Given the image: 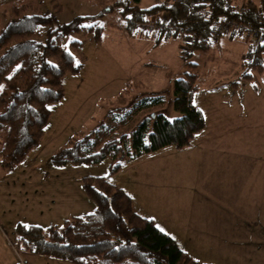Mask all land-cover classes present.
<instances>
[{
	"label": "trees",
	"instance_id": "16d2710c",
	"mask_svg": "<svg viewBox=\"0 0 264 264\" xmlns=\"http://www.w3.org/2000/svg\"><path fill=\"white\" fill-rule=\"evenodd\" d=\"M58 6L54 4L52 11L39 12L29 3H17L0 12V20L6 18L0 28L2 171L22 164L40 143L50 116L49 107L63 96V76L78 73L86 61L79 50L83 35L89 34L91 42H101L102 27L89 23L100 14L76 16L59 23ZM114 6L124 20L118 27L130 37L153 32L142 33L139 29V25L152 19L165 25L158 32H167L165 38L179 37L184 44L193 40L187 52L181 50L184 58L193 50L204 52L211 48V36L219 21L238 23L241 28L231 29L223 36L248 39L239 78L249 82L264 69V0H116ZM72 34L79 38L70 39L66 45L58 44L57 40ZM185 66L183 76L172 83L176 117L168 119L153 113L131 132L117 135L139 112L162 102L160 96H143L128 109L117 106L107 111L104 124L87 134L70 136L50 156L49 164L53 166L96 164L104 159L110 163L106 177L81 179L94 210L71 217L60 226L17 225V240L24 249L73 264H210L181 251L151 219L136 214L130 196L108 180L124 164L143 154L166 146H189L203 129V115L192 102L200 87L198 66L193 61H186Z\"/></svg>",
	"mask_w": 264,
	"mask_h": 264
},
{
	"label": "rangeland",
	"instance_id": "374dc122",
	"mask_svg": "<svg viewBox=\"0 0 264 264\" xmlns=\"http://www.w3.org/2000/svg\"><path fill=\"white\" fill-rule=\"evenodd\" d=\"M115 2L116 0H0V12L17 3H29L36 7L39 12L52 11L54 4H57L59 10L56 15L59 23L68 22L76 16L100 14L99 17L89 23L103 29L102 42L98 44L88 40L89 34L83 35V45L79 50L87 60L84 70L76 75L66 74L62 78L65 98L49 107L51 117L48 122V129L51 134L48 135L46 132L38 144L39 146L33 148L24 162L19 165V169L26 170L31 167V163H34L35 170L26 171L21 175L12 174L8 178L9 172L0 169V226L4 231V235L0 236V258H3L5 263L13 264L12 257L14 254L12 252L14 250L19 253L21 258L19 259L23 261V245L20 244L18 247L17 235L9 227L11 223L18 220L24 221L25 213L27 214L28 210L32 209V204L27 206L26 202L30 200V195L25 196L23 192L19 193L15 190L16 187L25 186L27 189L33 185L32 187H35V190L39 192L42 191L40 187L42 184H47L53 188H68L62 194L52 192L51 196L48 195V189L45 188L40 194V199L34 204L41 206L38 212L43 215L45 214V207L43 208V206L49 208L47 217L49 221L53 222L49 223L52 225L60 226L71 216L88 214L94 210L84 212V201L87 199L81 188V178L86 176L104 177L110 160L104 159L96 164L79 166L68 164L57 167L49 164V158L67 143L70 136L87 134L104 124L106 120L102 116V105L107 103L111 108L119 106L128 109L143 96H160L162 98L160 104H155L135 115L128 124L117 131V135L121 132H131L142 119L153 113H161L168 119L176 117L177 113L174 111L172 103V83L174 79L182 77L187 70L186 61H193L198 66L197 72L201 81L198 91L200 95L197 94L198 101L196 103L200 108L208 109L207 99L211 104H218L219 99L224 97V92L219 91L221 88L228 91V94L225 95L229 99H233L229 96L232 95V89H242L246 83V86L252 87L248 89L258 90L256 95L261 94L264 90V69L261 73L256 74V79L249 82L242 81L239 76L230 78L234 72H237L240 62V70H244V52L246 43H248V39L245 37L231 40L227 39L226 36H221L212 40L209 50L204 52L193 50L188 57L184 58L181 52L183 42L172 36L165 38L167 32L162 35L153 31L149 35L136 34L132 38L123 32H116L113 26H121L124 20L114 6ZM142 2L145 3V0ZM108 8L110 9L108 10ZM5 21L6 18L2 17L0 28ZM74 38H79V35L72 34L57 40V42L60 45H66L70 39ZM148 63L153 66H143ZM72 82L80 83L79 88L81 90L93 92L94 94L91 96L97 98L98 105L89 101V105H85L83 108L84 111L79 112L81 109L79 106L75 107L78 112L74 113L70 105ZM116 92L119 93L116 94ZM98 99L100 100L98 101ZM73 113L74 115H72ZM240 119L242 121L238 134L239 143L237 145L231 143L229 146L242 154H250L255 138H258L256 139L257 143L261 142L262 139L260 138L263 133L255 124L251 125L252 121L251 119L248 120L247 113H244V117L241 115ZM210 130L214 132V128ZM262 145H264V141L261 145H257L255 151L263 157L264 148ZM170 149L175 151L173 147ZM177 153L178 165L180 164L177 167L184 169V161L181 162V159L184 160V154ZM11 178L13 180L9 181ZM111 183L113 182L111 181ZM187 188H189V183L185 180L184 182L179 181V177L172 183H161L155 188H146L148 189L145 191L147 196L140 205L141 208L144 207L139 211L140 214L152 218L160 230L166 229L171 232L170 237L174 236L176 242H180L185 248L189 246L188 250L201 261L210 264H264V208L253 207L248 201H238L235 205V217L229 216L231 208L225 207L226 212L223 219L215 225L217 219L203 216H199L197 219L193 216L197 205L194 199L198 195L193 196ZM168 193H171V196L167 195ZM171 201L173 205H168ZM134 208L138 210L136 202H134ZM188 208H190L189 215L184 217L187 218V225H184V218L179 219L183 224L182 228H186L191 237L175 235L180 227L175 219L169 220L172 217L170 210L173 209L178 217L184 214L185 209ZM38 222L42 226L48 224V221L39 220ZM216 232L219 235H216ZM207 235L210 236V239L206 241V247L201 249L200 245L206 240ZM5 245L12 251V256L6 251ZM21 264L24 263L21 262Z\"/></svg>",
	"mask_w": 264,
	"mask_h": 264
},
{
	"label": "crops",
	"instance_id": "0c3cea01",
	"mask_svg": "<svg viewBox=\"0 0 264 264\" xmlns=\"http://www.w3.org/2000/svg\"><path fill=\"white\" fill-rule=\"evenodd\" d=\"M113 28L116 32L118 33L123 32L124 34H126V36L129 37V35L123 30H121L118 26H113ZM177 38L179 39V41L181 40L179 37ZM227 39L229 38L227 37ZM248 44L249 43H246V48ZM86 62L87 60L84 62V65L86 64ZM84 65L82 69L76 74H80L84 70ZM143 66H146V64H144ZM240 66H241V62H240ZM240 66H238L237 72H234V75L231 76L230 78H234V76L238 77L239 72H241ZM76 74H71V75H76ZM246 85L244 84L242 89H238V88L232 89V95L229 96H231L233 99H229L227 95H225L228 94V91H226L224 88H221L219 91L224 92L223 93L224 97H221L219 99L218 104L215 103L217 105L211 104L209 102V99H207L209 103L208 109H206L203 106L202 107L204 109L200 108L199 105L196 103L198 101L197 94H199L198 93L199 90L196 91L195 94L193 95L192 102L193 105L197 109H199L203 115L204 127L199 133H197L194 136L189 146L184 147L182 149H175L173 147L175 151H172L170 149L172 146H166L152 153L143 154L138 158L124 164L123 167L118 172L108 177V180L110 182L112 181L113 184H115L117 187L122 189L128 196H130L132 210L136 214L140 215L141 217L147 218L145 216H142L139 212L142 208H144V207L141 208L140 205L143 203L145 197L147 196L145 191L148 189L146 188L148 187L155 188L161 183H165V184L172 183L176 180L177 177H179V181L184 182L185 180L189 183V188L187 189H189L188 191L190 194H192L193 196L196 194L198 195V197L194 199L197 205L195 207L196 210L193 214V216L195 218L197 217V219L199 216H203L207 218L211 217L212 219H217L216 221L214 220L216 225L217 222L223 219V215L226 212L224 210L225 207L231 208V211H229V216L235 217L234 215L235 205L238 203V201H244V202L248 201L249 204L252 205L253 207L264 208V156L262 157V155H260L259 153H257V151H255L257 145L258 144L261 145L262 141H264V90L261 94L256 95L257 94L256 92H258V90H255L254 88L248 89L252 87L250 85L248 86ZM80 86H81L80 83L76 84L75 82H72L70 86V90L72 93L70 105L72 106L74 113L78 112L76 111L75 107H79V106H81L79 112L84 111L83 108L85 107V105H89V101H93L94 105L95 104L98 105L99 103L96 102L97 98H95V96L94 97L91 96V94H94L93 92L88 90H81L79 88ZM118 93L119 92H116V94ZM64 98H65V90L63 89L62 98L54 104L61 102ZM99 100L100 99H98V101ZM111 109L113 108H111V106L108 105L107 103L102 105L101 106L102 116L105 117L106 112ZM74 113L72 115H74ZM209 113L212 114L210 115ZM244 113H247L248 120L251 119L252 121L251 125L255 124L256 127H259L263 133V135L260 138L262 139L261 142L257 143L256 139L258 138H255V141L252 145L253 150L250 151L251 152L250 154H242L238 150H235V148H230L229 146L231 145V143H234L235 145L239 143L238 134H239V128L241 129V121H242L240 118L241 115L244 117ZM50 117H51V112L47 124L43 129L42 138L46 135V132L48 135L51 134L50 130L48 129V122L50 120ZM211 128H214V132L210 130ZM53 134H56V132H53ZM262 146L264 148V145ZM32 150L28 153V155L32 152ZM177 152H181L180 154H184V160L181 159V162L184 161V169H181L182 167L179 168L177 167L180 166V164L178 165L179 158L177 157L178 155ZM75 166H79V165H75ZM57 167H63V166H57ZM34 170H35L34 163H31V167H29V169L26 170L19 169V166H17L13 170L8 171L9 173L7 174V176L9 175L11 176L12 174L21 175L26 171L32 172ZM106 175L104 177H106ZM10 176L8 178H10ZM11 180L13 179L12 178L9 179V181ZM32 186L33 185L27 187V189L25 186L15 188V190L18 191L19 193L23 192L25 196L30 195L31 197L30 200L26 202L28 204L27 206H29L30 203L32 204V209H29L28 210L29 212L27 214L25 213L24 221L18 220L15 223H11L9 229H11L15 233V235H17L16 227L19 224L25 226H31V225L42 226L38 222L39 220H41V221H48V224H46V226H51L52 224L49 223H53V222L49 221V218L47 217L49 214V208L43 206V208L45 207L44 208L45 214L43 215L41 212H38V209L39 208L41 209V206L38 205L35 206L34 204L38 199H40V194L42 193L43 190H45V188L48 189V195L50 196L52 195V192H58L62 194L65 192V190L68 189L65 187L53 188L47 184H42L40 185L42 191L39 192L38 190H35V187ZM167 195L171 196V193H168ZM33 196H35L36 198ZM140 198H141V203H140ZM18 199L22 201V199H20L19 197ZM86 199L87 201L86 200L84 201V207H85L84 212H91L94 209V203L90 201L87 197ZM134 202H136L138 210H135ZM168 205H173L172 201ZM189 209L190 208L185 209L184 214L178 217L175 215L173 209L170 210V212L172 213V217L169 220L175 219L177 225L180 227L177 234L174 232L175 235H188L191 237V235H189V232L186 231V228L185 229L182 228L183 224L180 222L179 219V218L187 217L189 215L188 213ZM81 215L84 214H80V216ZM71 217H76V216H71ZM147 219L152 220V218H147ZM184 219H185L184 225L186 226L188 223L187 218ZM154 225L157 227L155 223ZM254 225L256 226V224ZM46 226H42V227H46ZM163 231L162 232L168 235L169 237L170 235H172V233L166 229ZM2 235H4V231L0 226V236L2 237ZM216 235H219V233L216 232ZM209 237L210 236L208 235L205 237L206 240L200 245L201 249H204L206 247L205 243L208 239H210ZM170 238L174 241V243L181 251L185 252L186 254H188L190 257H192L197 261L206 263L205 261H201L199 260V258L195 257V255L192 252H190V250H188L189 246L185 248L183 245L180 244V242H176L174 236ZM17 244L18 247H20L21 243L18 242V240H17ZM6 251H8L11 256L12 253L14 254L15 258L14 256L12 257L13 264H21V262H23L24 264H73L65 259H60V258L41 255V254H35L27 249H24L23 261H21L18 252H16L15 250H14L15 253L12 252L10 249H8L7 246H6ZM0 264H9V262L5 263V260H3V258H0Z\"/></svg>",
	"mask_w": 264,
	"mask_h": 264
},
{
	"label": "built area",
	"instance_id": "2783aa9c",
	"mask_svg": "<svg viewBox=\"0 0 264 264\" xmlns=\"http://www.w3.org/2000/svg\"><path fill=\"white\" fill-rule=\"evenodd\" d=\"M239 28H241V26L238 23H232V22L228 23L226 21H219L216 25V30L212 33L211 39L216 40V39L220 38L221 36L228 34V32L231 29H239ZM139 29H140V32H142V33L143 32L150 33L151 31L160 32V31H163L165 29V25L162 23L156 24L153 21H148V22H144L141 25H139ZM262 40H263L262 37L258 38L259 42H262ZM186 44L183 43V49H181V50H184L187 52L189 49L188 46H191L193 44V40H188L186 42Z\"/></svg>",
	"mask_w": 264,
	"mask_h": 264
}]
</instances>
